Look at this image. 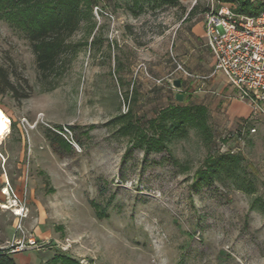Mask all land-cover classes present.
<instances>
[{
    "label": "rangeland",
    "instance_id": "374dc122",
    "mask_svg": "<svg viewBox=\"0 0 264 264\" xmlns=\"http://www.w3.org/2000/svg\"><path fill=\"white\" fill-rule=\"evenodd\" d=\"M223 3L178 0L135 14L131 0H99L84 10L58 72L47 77L28 34L0 12V65L19 94L29 93L0 94L11 123L0 143V203H15L0 207V249L17 264H264V117L229 119L213 100L214 75L203 81L185 73L212 74L199 32L207 7ZM197 44L209 61L201 72ZM204 100L216 148L244 157L252 194L196 180L209 153L196 128L172 154H147L118 132L116 117L129 106L152 118L170 104ZM255 199L261 210L251 207ZM19 239L24 247L11 252Z\"/></svg>",
    "mask_w": 264,
    "mask_h": 264
},
{
    "label": "trees",
    "instance_id": "16d2710c",
    "mask_svg": "<svg viewBox=\"0 0 264 264\" xmlns=\"http://www.w3.org/2000/svg\"><path fill=\"white\" fill-rule=\"evenodd\" d=\"M99 0H0V12L11 23L28 34L37 67L41 75L47 77L57 73L62 54L69 48L68 38L78 29L84 10L89 14ZM130 8L143 10L146 5L156 9L165 5H176L178 0H131ZM216 2H231L237 5L239 13L257 14L264 9L260 0H216ZM196 7V6H195ZM189 12L191 15L195 9ZM210 7H207V11ZM97 40L93 39L92 44ZM183 82V81H182ZM23 84L30 91L29 81L24 78ZM10 92L17 99L29 97L19 94L16 83L11 78L8 69L0 65V94ZM136 101V96L134 97ZM119 124L118 132L128 137L133 148L144 150L145 153L172 154V145L176 141L190 138V130L196 128L209 153L204 167L196 172L199 183L212 184L215 181L230 182L237 190L252 194L255 183L244 164V157L233 151L221 152L216 148L213 131L209 125V112L204 104L186 103L170 104L162 108L154 117L147 118L135 113L129 106L128 111L121 113L115 120ZM74 130L73 126H69ZM52 138V137H51ZM55 140V139H54ZM59 144L67 142L58 135ZM253 209L261 210L258 199L252 202ZM67 264H78L70 258H65ZM0 264H17L8 250L0 249Z\"/></svg>",
    "mask_w": 264,
    "mask_h": 264
},
{
    "label": "built area",
    "instance_id": "2783aa9c",
    "mask_svg": "<svg viewBox=\"0 0 264 264\" xmlns=\"http://www.w3.org/2000/svg\"><path fill=\"white\" fill-rule=\"evenodd\" d=\"M236 8L235 3L227 2L210 8L204 15L206 43L215 59L212 74L185 73L203 81L222 73L236 92L235 97L250 105V118L264 117V9L248 14L239 13ZM251 132H256V128ZM236 134L239 140L243 139L242 130ZM24 242L17 240L10 251L22 249ZM33 243L34 238L28 240V244Z\"/></svg>",
    "mask_w": 264,
    "mask_h": 264
},
{
    "label": "crops",
    "instance_id": "0c3cea01",
    "mask_svg": "<svg viewBox=\"0 0 264 264\" xmlns=\"http://www.w3.org/2000/svg\"><path fill=\"white\" fill-rule=\"evenodd\" d=\"M199 36H201V40L203 39L204 44L203 46H206L208 49L209 47L207 46L206 38L205 36V30L202 29L199 32ZM201 42V41H200ZM199 42V43H200ZM196 49L195 54L197 56V70L198 72H201V70H204L209 61H207V58L205 56V51L202 47V45H195ZM210 50V49H209ZM211 53V51H210ZM212 55V53H211ZM211 71H213L214 64H215V59L212 55L211 57ZM210 83V87L214 88V91L212 93H215L216 96L213 97V100L216 101L218 105L224 106V109H226V113L229 116V119L231 120H236V121H241V119H247L251 117V107L248 103L242 102L238 100L237 98L234 97V93L231 87H228L225 77L222 73H217L214 75V77L210 80H208ZM207 100L203 101V104H206Z\"/></svg>",
    "mask_w": 264,
    "mask_h": 264
},
{
    "label": "bare ground",
    "instance_id": "6f19581e",
    "mask_svg": "<svg viewBox=\"0 0 264 264\" xmlns=\"http://www.w3.org/2000/svg\"><path fill=\"white\" fill-rule=\"evenodd\" d=\"M10 130H11V123L9 121V118L7 117L5 112L0 108V143L2 139L6 136L7 132H9ZM9 190H10L9 187L5 186L2 195L6 196L7 194H9ZM11 204L12 205H8V203H0V207L3 208L4 210H10L13 207H15L14 200H11ZM12 211L17 216H25L23 208L16 207Z\"/></svg>",
    "mask_w": 264,
    "mask_h": 264
},
{
    "label": "water",
    "instance_id": "95a60500",
    "mask_svg": "<svg viewBox=\"0 0 264 264\" xmlns=\"http://www.w3.org/2000/svg\"><path fill=\"white\" fill-rule=\"evenodd\" d=\"M174 85H176L177 87H180V86H181V79H176V80L174 81ZM176 99L182 101V100H183V94L178 93V94L176 95Z\"/></svg>",
    "mask_w": 264,
    "mask_h": 264
}]
</instances>
